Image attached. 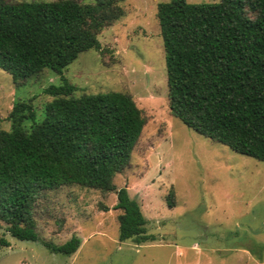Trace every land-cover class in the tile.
I'll list each match as a JSON object with an SVG mask.
<instances>
[{
	"label": "trees",
	"instance_id": "trees-1",
	"mask_svg": "<svg viewBox=\"0 0 264 264\" xmlns=\"http://www.w3.org/2000/svg\"><path fill=\"white\" fill-rule=\"evenodd\" d=\"M123 15L117 0L9 2L0 0V68L14 81L44 69L60 74L80 53L100 50L104 27ZM172 117L199 135L264 162V0L157 6ZM45 93V117L36 123L30 102L18 101L0 130V222L12 238L38 241L32 216L43 191L77 185L116 191L118 239L153 240L140 204L113 179L128 166L144 127L130 95L71 96L62 78ZM30 122L29 129L24 127ZM72 236L53 253L72 255ZM9 242L0 237V249Z\"/></svg>",
	"mask_w": 264,
	"mask_h": 264
},
{
	"label": "rangeland",
	"instance_id": "rangeland-1",
	"mask_svg": "<svg viewBox=\"0 0 264 264\" xmlns=\"http://www.w3.org/2000/svg\"><path fill=\"white\" fill-rule=\"evenodd\" d=\"M45 2L55 0H7ZM91 4L96 0H76ZM169 0H117L123 15L97 35L100 50L80 53L60 74L44 69L17 79L0 68V130L13 104L30 102L36 123L62 78L71 94L120 92L144 118L128 166L115 176L137 200L153 240L118 239L116 191L77 185L41 192L32 216L38 241L12 238L0 222V264H264V162L204 138L172 117L157 6ZM219 0H187L191 4ZM31 123L25 122L29 129ZM72 236V255L51 252Z\"/></svg>",
	"mask_w": 264,
	"mask_h": 264
}]
</instances>
